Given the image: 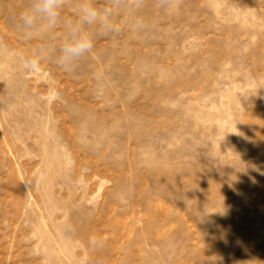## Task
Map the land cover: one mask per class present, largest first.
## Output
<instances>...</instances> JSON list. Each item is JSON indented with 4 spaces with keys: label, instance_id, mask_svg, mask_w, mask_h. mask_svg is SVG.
<instances>
[{
    "label": "rangeland",
    "instance_id": "374dc122",
    "mask_svg": "<svg viewBox=\"0 0 264 264\" xmlns=\"http://www.w3.org/2000/svg\"><path fill=\"white\" fill-rule=\"evenodd\" d=\"M29 3L0 0V264H264V0H122L71 70Z\"/></svg>",
    "mask_w": 264,
    "mask_h": 264
},
{
    "label": "clouds",
    "instance_id": "9594fccd",
    "mask_svg": "<svg viewBox=\"0 0 264 264\" xmlns=\"http://www.w3.org/2000/svg\"><path fill=\"white\" fill-rule=\"evenodd\" d=\"M71 0H30L29 6L18 16L17 28L23 36L31 38L61 28L62 42L59 44L55 59L65 70H71L75 64L91 54L98 34L118 31L115 17L118 15L122 0H107L103 7L94 0H78L73 14L76 20L62 17V12ZM49 56L46 47L33 51L27 64Z\"/></svg>",
    "mask_w": 264,
    "mask_h": 264
}]
</instances>
